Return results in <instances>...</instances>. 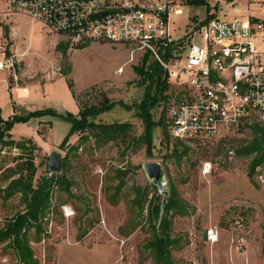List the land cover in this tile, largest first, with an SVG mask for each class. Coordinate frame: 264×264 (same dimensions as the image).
<instances>
[{
	"label": "rangeland",
	"instance_id": "obj_1",
	"mask_svg": "<svg viewBox=\"0 0 264 264\" xmlns=\"http://www.w3.org/2000/svg\"><path fill=\"white\" fill-rule=\"evenodd\" d=\"M192 1L179 0L183 5L173 16L177 33L203 19H212L211 15L217 11L221 16L230 14V8L222 6L225 0H205L209 13L207 6ZM239 3L247 5L246 0ZM14 14L7 0H0V52L11 61L9 68L0 71V108L4 119L14 113L23 115L44 108L77 114L82 106L98 103L104 93L127 104L143 98L145 86L139 85L141 78L135 70L141 61H130L127 46L94 43L83 48L66 47L67 41L43 23L32 24L29 18H24L18 25L13 20ZM120 66H124L123 73L117 72ZM69 68L70 72L65 74ZM70 79L75 100L68 84ZM4 81L12 87L9 90L12 96ZM18 86L28 87L29 93L17 97L13 87ZM163 109V105L157 109V119ZM96 121L130 122L134 134L143 132V123L134 111L120 105L101 114ZM70 128V122L65 119L44 115L15 123L11 131L14 139H30L35 144L36 184L51 176L48 167L51 151H59L63 158L68 156L67 175L74 181L72 190L78 196L75 204L69 202L59 209L62 215L59 211L50 212L43 240H32L41 264H153L144 248L150 236L145 219L128 232L131 217L128 202L135 198L134 187H147L150 197L160 194L143 168L147 161L162 164L165 189L175 186L179 197L188 205L189 213L173 217V234L179 238V245L173 250L177 264H264V165L252 181L248 176L250 158L237 155L241 138L200 146L186 144L190 149L178 161L163 158L177 142L171 137L167 142L162 125L154 131L152 157L147 155L145 147L122 154L113 142L99 147L94 138L72 150L71 147L82 142L80 133L71 136L62 148L60 144ZM179 148L183 149L181 145ZM26 156L20 149L4 148L0 156V187L4 184L1 171L16 166ZM121 166L132 170L126 177L124 196L118 204H113L104 187L108 175ZM204 167L209 171L204 172ZM21 208L18 197L7 201L0 197V227L6 217ZM205 229L213 230L215 241L204 239ZM0 264H18L14 251L7 249L6 243L0 244Z\"/></svg>",
	"mask_w": 264,
	"mask_h": 264
},
{
	"label": "built area",
	"instance_id": "obj_2",
	"mask_svg": "<svg viewBox=\"0 0 264 264\" xmlns=\"http://www.w3.org/2000/svg\"><path fill=\"white\" fill-rule=\"evenodd\" d=\"M246 3L225 0L230 14L217 11L177 33L179 0H7L12 13L43 23L70 46L120 44L129 48L130 61L148 55L158 62L171 88L167 132L192 146L237 138L253 123L264 124V0ZM10 64L0 52V71Z\"/></svg>",
	"mask_w": 264,
	"mask_h": 264
},
{
	"label": "trees",
	"instance_id": "obj_3",
	"mask_svg": "<svg viewBox=\"0 0 264 264\" xmlns=\"http://www.w3.org/2000/svg\"><path fill=\"white\" fill-rule=\"evenodd\" d=\"M192 2L196 5L207 6L209 13V6L205 0ZM213 16L214 14L211 15V17ZM64 45L68 46L67 43ZM83 47L85 46L76 48ZM67 56L65 48L63 57ZM135 70L141 78L139 85L145 86V91L143 98L132 104H127L123 100H112L104 93L98 103L82 106L77 114L70 111L59 113L53 108H44L29 111L23 115L14 113L8 119H4L0 108V156L5 147L20 149L27 155L16 166H9L1 171V180L4 184L0 187V197L5 201L18 197L19 205L22 206L14 214L6 217L4 224L0 227V244L6 243V248H11L14 251L18 264H41L35 255L32 240L37 242L43 240L47 233L46 218L50 212L57 213L63 205L69 202L75 204L78 196L72 190L74 181L67 175L68 156L63 158V171L53 179L52 187L49 185L50 177H43L37 184L35 183L37 173L33 154L36 148L35 144L30 139L26 141L14 139L11 134L13 126L18 122H28L33 117L58 116L71 124L69 132L60 144L62 148L66 147L71 136L80 133L82 142L71 147L72 150H78L80 145L94 138L95 144L99 147L113 142L120 147L122 154H125L127 150L135 153L145 147L147 155L152 157L154 131L158 125H162L165 138L168 143L170 142L165 114L171 97L169 94L171 88L167 73L158 62L150 60L148 55L135 67ZM68 71L70 72V68L65 71V74H68ZM68 84L73 97L77 98L72 88L71 79L68 80ZM118 105L128 111H134V115L143 123L142 134H134L133 124L130 122L96 121L101 114L113 110ZM161 105L164 109L157 119L156 111ZM245 134L247 137H239L241 143L236 151L238 156L250 158L248 176L253 181L261 166L264 165V124L253 123ZM239 138H230V140ZM176 142L172 152L163 156L164 159L175 158L180 161L188 153L190 149L188 145L179 140ZM179 145L183 149H180ZM131 170L132 167H116L113 169V174L108 175L109 180L106 181L104 191L109 195L111 203L118 204L124 196L126 177ZM113 181L115 184L111 186ZM134 189L136 191L135 198L128 202L131 212V217L128 219L130 229L128 232L134 231L145 219L150 236L146 240L144 248L150 253L153 264H177L173 257V250L179 245V238L173 234V217L189 213L188 205L179 197L175 186H171L169 189V196L165 204L163 195L154 193L150 197L147 187L136 186ZM54 199H56V203H54ZM59 213L62 215V210ZM88 224L92 225V220L88 219Z\"/></svg>",
	"mask_w": 264,
	"mask_h": 264
},
{
	"label": "water",
	"instance_id": "obj_4",
	"mask_svg": "<svg viewBox=\"0 0 264 264\" xmlns=\"http://www.w3.org/2000/svg\"><path fill=\"white\" fill-rule=\"evenodd\" d=\"M63 165L62 154L57 150L51 151L48 163L51 174L49 179L50 187H52L53 179L56 177V175L62 172ZM143 168L148 177L158 187L159 193L164 196L163 203L165 204L167 197L169 196V190L165 189V171L162 164L158 161H147L143 164ZM208 231V229L204 230V239H208Z\"/></svg>",
	"mask_w": 264,
	"mask_h": 264
},
{
	"label": "crops",
	"instance_id": "obj_5",
	"mask_svg": "<svg viewBox=\"0 0 264 264\" xmlns=\"http://www.w3.org/2000/svg\"><path fill=\"white\" fill-rule=\"evenodd\" d=\"M24 18H29L30 19V17L28 16V15H26V14H21V13H15L14 15H13V20H14V22H15V24H22V21H23V19ZM30 21H31V23L33 24V23H36V22H33L31 19H30ZM17 27V26H16ZM4 71V70H3ZM5 83H6V87H7V91H8V93H9V90L12 88L10 85H9V83L7 82V81H4ZM13 91H14V93H15V95L17 96V97H20V96H23V95H27L28 93H29V89H28V87H20V86H18V87H13ZM9 96H12L10 93H9ZM74 100H75V98H74ZM75 114V113H74Z\"/></svg>",
	"mask_w": 264,
	"mask_h": 264
},
{
	"label": "bare ground",
	"instance_id": "obj_6",
	"mask_svg": "<svg viewBox=\"0 0 264 264\" xmlns=\"http://www.w3.org/2000/svg\"><path fill=\"white\" fill-rule=\"evenodd\" d=\"M211 234H212L211 236L213 237L212 241H215L216 240V236L215 235L213 236V232H211Z\"/></svg>",
	"mask_w": 264,
	"mask_h": 264
}]
</instances>
